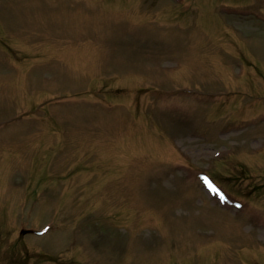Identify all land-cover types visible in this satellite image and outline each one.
<instances>
[{"label":"rangeland","instance_id":"rangeland-1","mask_svg":"<svg viewBox=\"0 0 264 264\" xmlns=\"http://www.w3.org/2000/svg\"><path fill=\"white\" fill-rule=\"evenodd\" d=\"M262 15L0 0V264H264Z\"/></svg>","mask_w":264,"mask_h":264}]
</instances>
